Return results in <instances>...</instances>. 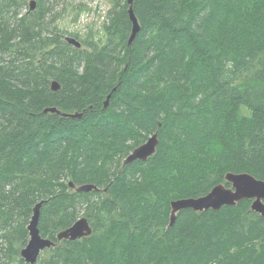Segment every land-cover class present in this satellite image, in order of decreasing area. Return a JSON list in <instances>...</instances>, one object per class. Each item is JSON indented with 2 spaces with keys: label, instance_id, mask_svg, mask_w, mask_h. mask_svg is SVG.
<instances>
[{
  "label": "trees",
  "instance_id": "16d2710c",
  "mask_svg": "<svg viewBox=\"0 0 264 264\" xmlns=\"http://www.w3.org/2000/svg\"><path fill=\"white\" fill-rule=\"evenodd\" d=\"M30 1L0 0V264H30L41 202L55 245L36 264H264L252 200L170 226L172 201L230 187L229 172L264 180V0H133L131 45L129 0L85 35L63 29L58 0ZM66 1L72 22L91 10ZM156 132V152L125 163ZM82 217L90 236L57 239Z\"/></svg>",
  "mask_w": 264,
  "mask_h": 264
},
{
  "label": "water",
  "instance_id": "95a60500",
  "mask_svg": "<svg viewBox=\"0 0 264 264\" xmlns=\"http://www.w3.org/2000/svg\"><path fill=\"white\" fill-rule=\"evenodd\" d=\"M129 15L133 22L132 31L129 37L128 43L131 45L136 39L138 33L141 30V24L133 10V0H129ZM30 10H35L36 0H32L29 3ZM67 40L74 44L76 47H81V42L74 37H67ZM51 88L53 91L60 89V84L57 81H53ZM109 102L107 99L105 105ZM45 112L58 113L63 117H83L84 113H68L62 112L56 107L46 108ZM158 132L152 135L147 142L136 148L133 153L125 159V163H130L135 160H147L157 150L159 145ZM226 181L231 184L230 187L225 184H218L211 189L209 193L198 198H182L171 202V217L170 226L173 225L176 220V215L183 209L191 208L196 211H203L207 209L219 210L223 206H236L238 202L243 199L252 200L251 208L253 211L260 213L264 216V180L258 179L250 173H232L229 172L226 175ZM73 185V184H71ZM93 189H98L97 186L92 184L82 185L77 187V191L89 192ZM42 202L38 203L34 208V214L28 226L29 241L27 245L21 250V256L30 264H36L38 256L46 248L55 245V242L48 238H43L38 228V222L40 217V209ZM92 227L86 217L78 219L70 228L61 231L57 235L59 241L64 239L77 240L83 237L90 236L92 234Z\"/></svg>",
  "mask_w": 264,
  "mask_h": 264
},
{
  "label": "rangeland",
  "instance_id": "374dc122",
  "mask_svg": "<svg viewBox=\"0 0 264 264\" xmlns=\"http://www.w3.org/2000/svg\"><path fill=\"white\" fill-rule=\"evenodd\" d=\"M58 1L55 9L57 12L63 13V16L59 18V22L63 29L81 35H85L90 27L95 29L100 27L103 24L104 15L109 8V2L107 0H70L72 3H75L74 5L85 3L91 9L89 12L82 13L77 22H72L71 18L75 14V11L69 8V10L64 13L63 9L67 1Z\"/></svg>",
  "mask_w": 264,
  "mask_h": 264
},
{
  "label": "bare ground",
  "instance_id": "6f19581e",
  "mask_svg": "<svg viewBox=\"0 0 264 264\" xmlns=\"http://www.w3.org/2000/svg\"><path fill=\"white\" fill-rule=\"evenodd\" d=\"M96 207V206H95ZM108 224V223H107Z\"/></svg>",
  "mask_w": 264,
  "mask_h": 264
}]
</instances>
